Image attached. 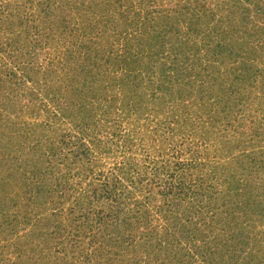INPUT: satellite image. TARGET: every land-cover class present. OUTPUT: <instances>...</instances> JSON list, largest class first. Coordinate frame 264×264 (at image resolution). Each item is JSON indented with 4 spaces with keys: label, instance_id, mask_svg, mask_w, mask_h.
<instances>
[{
    "label": "rangeland",
    "instance_id": "obj_1",
    "mask_svg": "<svg viewBox=\"0 0 264 264\" xmlns=\"http://www.w3.org/2000/svg\"><path fill=\"white\" fill-rule=\"evenodd\" d=\"M26 1L0 0V24L24 10L38 26ZM71 1L40 51L2 47L0 264H264V4ZM146 183L156 202L138 227ZM43 184L50 200L23 208ZM114 185L131 199L127 241L96 222L114 217L98 198Z\"/></svg>",
    "mask_w": 264,
    "mask_h": 264
},
{
    "label": "trees",
    "instance_id": "obj_2",
    "mask_svg": "<svg viewBox=\"0 0 264 264\" xmlns=\"http://www.w3.org/2000/svg\"><path fill=\"white\" fill-rule=\"evenodd\" d=\"M115 1L120 6H124L127 9H130V10L131 9L132 10H136V8H135L136 6H143V7H145L146 4H150V2H151L150 0H115ZM35 2H36V4L39 7L38 14H39L40 21H41L38 26L35 25L33 28L32 27H29L28 24L30 23V21L28 19H26V18H24V17L21 16L22 15L21 12H23L24 10L23 11L21 10V11L18 12V17L16 19H13V20H11V19L10 20L3 19L2 20L3 23L0 24V43H1V45H0V50H1L0 51V55H1V52H3V50L4 51L9 50V48L12 47V46H15L12 49H15V50L18 49V51H20V49H22V48H27L28 41L30 39H32V38H34V40H35L34 41L35 42L34 44H36L35 45L36 48H33V51H36V50L37 51H40L41 44H42V42H44V38L47 39L46 36H48L45 33L46 32V29L49 28V29H52L54 31L52 33L51 32L48 33L49 35H51V34L53 35L52 37L49 36L50 39H51V41H52L54 35L57 36L58 33L60 34V32H61L60 28L61 27H62V31L64 30V28L65 29L67 28L66 26H61L62 25L61 23H65V21H67V20H65L66 19V15H64L65 13H67V10L65 9V7L66 6L67 7L70 6V4L72 3L71 0H64V1L63 0H28V2L27 1L24 2V5L23 6L26 7L27 4H29L30 6H32ZM197 2L199 4V2H201V0H197ZM245 2H248V4L250 2L256 3V4H260V3H263L264 4V0H245ZM109 3H110V0H105V1L104 0H99V4L100 5H105V4H109ZM239 3H240V0H239ZM204 5H206L205 2H204ZM18 10H20V9H18ZM24 14H26L25 11H24ZM25 17H27V16H25ZM32 31H34L33 34L31 33ZM3 46H4V49L2 50V47ZM67 67L69 68L70 66L67 65ZM37 70H39V71H36V69H35V73L36 74H41V75L42 74H46V75L47 74L48 75L51 74V72L50 73H46L45 71L42 72L41 68H38ZM4 71H5V69H4ZM8 83L11 85V87H13V86L16 87V89H19V88H21L23 86V80H19V79H18V81H15V82H13V80L10 79L8 81ZM10 85H8V87H10ZM12 89L16 90L15 88H12ZM12 92H14V91H11V93ZM1 98H4L3 95H0V99ZM35 147L36 146H34V148ZM79 161H80L79 163L82 164L81 163V159ZM156 165H155V167H156ZM82 166L85 167L83 164H82ZM155 171H157V170H155ZM34 176H36V175H34ZM36 178H37L38 181L41 179L39 177H36ZM116 180H117V178L114 177L112 183H116ZM65 181H66L65 183H63L62 185L59 186V188H60L59 192H60L61 195L66 192L67 185L70 184V183H68L67 180H65ZM154 181L155 180L153 179L152 180V183ZM41 182H42V180H41ZM41 182H36V183H39L38 185H41ZM152 183L151 184L146 183V186H147L148 189L145 188V187H143V184H142V186H140L138 188V190L136 189V191L139 192V190H141V191H144L148 195V196H146V200L145 201L144 200L139 201L136 198L133 199L134 200L133 205H134V208H136L137 211L136 212L135 211L132 212L131 216L134 217V219L136 220V225L138 227H140L143 224V222L146 223L147 225L149 224V216L151 215V213H150V211H148L147 208L149 207V205H152L154 202H156L155 199L152 196L153 195L152 194L153 187H150V186H152ZM6 186L7 185H2V186H0V188L3 187V189H4ZM74 186H76V185H74ZM74 186L68 188L67 191H72V192L76 191L75 188H74ZM104 187H106V185ZM41 190H44L43 192H46V194L45 195L40 194L41 191H39L38 192L39 196L37 197V200L36 199H33L31 197V198L25 200L24 201V204L23 205L21 204V206L24 208V207L29 206L32 203H36V205H38V204H40L42 202H44L46 204V200L47 201L50 200V197L47 194H51V191H48V188H47V186H45V184H43ZM145 190H147L148 192H146ZM94 194L97 195L96 192H94ZM178 196L181 197L182 195L181 194H178ZM117 197H118V194L116 195V193H115V185L111 189H106L105 192L103 193V195L98 196L99 199L105 200V201L106 200H111L112 198L115 199L114 204H115L116 208H114V207L112 208V210L115 213H114V217L111 218V221H106L103 216H100V217L99 216H96V217H98V218H96V222L98 224H100V225H103L104 224L103 226H105V230H109V233H110L109 234V237H115L113 239L115 241L119 242L120 240H122V237L125 235L123 233L125 230L133 231L136 227H133L132 228V226H134L133 225L134 223L131 222V221H128V218L131 217L130 214H126L127 216H125V217H120L121 214L124 212V205H126L127 202H131V199L129 201H126L124 199L126 201V203H123L124 204L123 205L121 202H119V199H117ZM2 198H4V199L6 198L7 201L9 200L8 197H2ZM96 198H97V196H96ZM1 199H0V201H1ZM43 199L45 201H42ZM19 205H18V208H19ZM36 207H39V206H36ZM132 209H133V207H130V210H132ZM11 217H13V215ZM15 217L17 218V215H15ZM15 217H13V218H15ZM52 218L53 217H50V219H49L48 216L46 217V221H47L46 224H47V226L48 227L49 226H52L53 231H56L54 229L59 230V226L58 225L55 226V221ZM164 218L166 219V221L172 222L171 221V218L172 217L166 216ZM51 219L53 221H51ZM89 220H91V219H89ZM176 220H177V218H176ZM189 220L190 219H188V221ZM170 225L167 228L171 229V228L176 227L175 225H173L172 227H170ZM98 227H100V226H98ZM129 228H130V230H129ZM103 232H105V231H102V233ZM56 233H58V232H53V234H54L53 235L54 236V241H55V234ZM132 234L133 233L131 232V235ZM135 238H136V235H135ZM123 239L127 241V237L126 238L123 237ZM167 241H165V242H167ZM168 245H170V243H168ZM181 246H182V244L180 245V243L178 241H177V243H175V245H173V247H176V248L177 247L179 248ZM65 248H66L65 247V244L62 243L60 245V248H58V249L60 251H62V249L64 250ZM60 251H56V253H55L56 256L58 254L61 255L62 252H60ZM76 254H74V255H76ZM77 256H79V255H77ZM80 256H81L82 260H83V258L84 259L85 258H89V256L86 253H82V252H80ZM49 257H50V255H49ZM64 258H65V256L62 258L63 261H64ZM51 260H53L51 264H54V263L57 262V259L56 258H54V257L48 258V256H46V261H48L47 263H49Z\"/></svg>",
    "mask_w": 264,
    "mask_h": 264
}]
</instances>
